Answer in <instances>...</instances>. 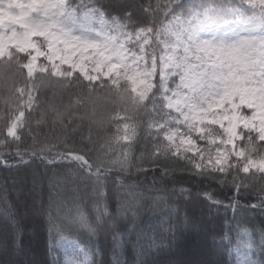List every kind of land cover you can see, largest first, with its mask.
<instances>
[{
	"label": "snow or ice",
	"instance_id": "6c2138e0",
	"mask_svg": "<svg viewBox=\"0 0 264 264\" xmlns=\"http://www.w3.org/2000/svg\"><path fill=\"white\" fill-rule=\"evenodd\" d=\"M0 104V244L39 221L50 264H147L195 194L264 264V0H0Z\"/></svg>",
	"mask_w": 264,
	"mask_h": 264
},
{
	"label": "trees",
	"instance_id": "16d2710c",
	"mask_svg": "<svg viewBox=\"0 0 264 264\" xmlns=\"http://www.w3.org/2000/svg\"><path fill=\"white\" fill-rule=\"evenodd\" d=\"M87 132L85 128L84 134L87 135ZM7 174L0 169V176ZM12 175H15V172ZM193 179L196 180V178ZM211 188L223 198V192L215 182L211 183ZM173 199L179 208L180 222L175 239L170 242L166 241L165 246L160 250L150 251L142 259L147 264H234V254L230 261L228 253L219 246L220 242H214L211 236L214 232L222 234L224 226L232 220L231 210L226 213L224 208H209L195 194L188 201L179 196ZM87 211L90 212L91 208L89 207ZM166 211L167 209L162 206L155 213L145 214L142 222L147 225L151 217V223L158 225L162 218L167 219ZM257 219L259 221V217ZM33 228L34 230L24 237V247L29 250L27 254L0 244V264H50L47 232L39 221ZM168 235L171 236V233ZM99 242L101 245L105 242L103 233L99 236ZM253 258L264 259V254H255ZM126 259L129 261L135 259L131 248L127 250Z\"/></svg>",
	"mask_w": 264,
	"mask_h": 264
}]
</instances>
